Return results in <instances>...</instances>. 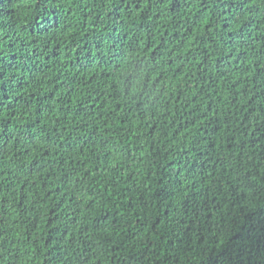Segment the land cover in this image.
Returning a JSON list of instances; mask_svg holds the SVG:
<instances>
[{
	"label": "trees",
	"instance_id": "16d2710c",
	"mask_svg": "<svg viewBox=\"0 0 264 264\" xmlns=\"http://www.w3.org/2000/svg\"><path fill=\"white\" fill-rule=\"evenodd\" d=\"M262 212L264 0H0V264H264Z\"/></svg>",
	"mask_w": 264,
	"mask_h": 264
},
{
	"label": "snow or ice",
	"instance_id": "6c2138e0",
	"mask_svg": "<svg viewBox=\"0 0 264 264\" xmlns=\"http://www.w3.org/2000/svg\"><path fill=\"white\" fill-rule=\"evenodd\" d=\"M260 227L261 235L259 237L262 247L259 249L260 252H264V212L260 214ZM254 237V231L249 233L248 238L251 240ZM209 264H251V260L245 261L244 253L237 252L231 246L227 247L225 252L210 260Z\"/></svg>",
	"mask_w": 264,
	"mask_h": 264
}]
</instances>
